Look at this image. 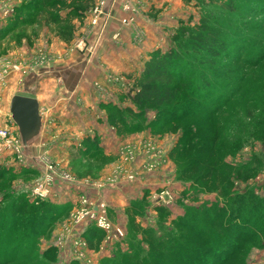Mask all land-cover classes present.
<instances>
[{"label":"rangeland","instance_id":"obj_1","mask_svg":"<svg viewBox=\"0 0 264 264\" xmlns=\"http://www.w3.org/2000/svg\"><path fill=\"white\" fill-rule=\"evenodd\" d=\"M231 1L233 10L225 7ZM31 2L33 0H0V128H7L12 132L14 143L18 140L19 132L11 119L12 97L30 94L33 89L38 91L42 78L55 77L47 72L52 65L58 66L54 65L58 61L77 57L81 50L86 49L88 33L99 28L102 35L109 28L113 17L107 7V1H97L85 11L83 19L79 20V27L73 22L75 29L71 39L66 41L58 32L61 25H66L65 22L48 23L45 10H34L33 4L28 6ZM175 2L178 6H175L176 16L173 20L169 17L173 12H168L170 10L167 5L148 11L141 2L128 0L124 3L123 11L126 16L123 19L132 18L133 21L123 23L122 19L121 22L123 25L134 26V44H142L147 39V33L137 29V14L150 12L154 15V11L157 14L165 12L164 16L168 18L160 23L150 22V26L158 27V34L155 45L146 55L147 58L138 55L139 57L134 59L138 62L128 70H104L103 78L96 80L94 86L99 99L95 106H98V114L94 116L91 112L93 117L83 118L88 127L86 126V132L75 135L74 139L77 138L78 143L77 146L73 145L75 148L69 150L68 163L65 161L63 165L58 161L62 159L60 146L64 135H61L60 131H55L53 135L58 141V149L53 147L52 151H47L45 155L42 153V159L37 155L36 158H31L22 150H16L14 146L0 148V234L3 233L4 227L1 225V218L8 214L9 204L15 197L23 196L30 205L49 202L55 206L52 213L48 212L44 216L46 223L54 221L48 230L43 226L37 230L39 234L31 235L29 227L24 225L20 229L15 228L10 236L4 235L5 238L0 240V264H4L9 258L16 260L13 264H118L121 257L133 254V248L139 247L140 242L144 240L143 231L153 230L158 237L168 235V232L175 228L173 221L185 216L189 207L206 205L227 209L233 203L231 197L235 196L246 197L243 205L250 207H257L258 199L264 200V96L254 97L251 93L243 92L247 86L250 88V85L246 86L242 82L245 79V71L250 70L247 66L245 68L244 64L240 63L233 68L234 64L231 65L232 71L229 69L226 74L230 79L218 78L220 88L217 87V92L211 96L209 94L206 98L208 111L220 107L223 109L213 116V119L218 120L216 131H211L207 123L203 125L202 134L204 136L205 133H211V141L208 139V143H205L196 140L198 135L191 136L187 141L192 144L193 140H196V143L201 142L197 144V148L202 145L209 147L207 152L211 154L207 164L198 167L196 173L187 169L189 163L193 162L194 144L187 153L179 151V148L183 147L181 143H184V131L188 133L189 128L198 126L199 116L181 121L173 120L170 116L171 113L176 117L187 109L202 108L201 105L197 107L198 100L195 96L186 98L184 94L194 89V78L200 73L209 75V70H202L206 68L198 63L196 56L192 52L188 53L189 37L203 21L207 20L211 26L221 29L228 42L242 45L239 49L231 45L230 49L243 58V61H255L258 54L253 53L254 49L245 46L244 38L237 33V28L244 29L246 36L253 37L258 32L247 30L248 23L243 21L256 24L261 19L251 13L250 0ZM101 3L105 15L94 25L92 12L96 5ZM126 7L129 9H125ZM58 15L68 19L65 9H61ZM104 21L106 25L102 29ZM84 24L85 39L82 38V32L77 33ZM61 41L69 44V49L61 54L62 56L51 49ZM177 41L186 45L182 48L183 52L181 51L184 57L181 63L185 66L189 81L183 83H189L190 86L163 106L167 119L171 120L163 127L160 120L155 121L156 112L142 111L131 101V95L140 80L145 61L156 50L166 52L172 47H177ZM240 49H243V52L240 53ZM75 60L78 59L74 58ZM225 63L223 60L219 65ZM61 66L63 67L62 64L58 67ZM73 73L70 75L72 80L78 76L82 77L78 70ZM241 87L245 88L236 95ZM260 91L264 94V89ZM212 99L216 100L214 104ZM46 114L44 131L49 129L51 118L53 119H47L50 116L49 110H46ZM57 116L59 121L62 120ZM76 117L66 119L68 126H83L81 119ZM88 128L91 131H88ZM96 128L101 132L98 133ZM214 136L217 137L215 142ZM86 138H90V143L95 141L96 144L86 145ZM40 141L41 139L35 144ZM213 157L219 161L214 172L208 173L206 168L210 166ZM66 173L75 181H64L62 178ZM48 176L54 179L48 186L51 193L44 198L38 196L35 189L39 184L44 187ZM123 191L132 195L131 202L125 213L116 214L104 194ZM137 193L139 198H136ZM83 194L91 198L96 211L100 205L106 207L113 225L112 232L97 228L92 221L78 219L81 214L78 199ZM248 197L252 202L247 201ZM68 206L70 208L66 213L61 214L63 207ZM129 208L132 213H128ZM25 217L26 215L22 219ZM8 219V223L13 222L9 217ZM130 221H134L135 226L139 228H134ZM92 228H96V233L100 236L90 238ZM80 236L86 241L84 247L77 245ZM143 244L147 249L146 243H142V246ZM248 249L247 264H264L263 238L256 240Z\"/></svg>","mask_w":264,"mask_h":264},{"label":"trees","instance_id":"obj_2","mask_svg":"<svg viewBox=\"0 0 264 264\" xmlns=\"http://www.w3.org/2000/svg\"><path fill=\"white\" fill-rule=\"evenodd\" d=\"M33 2L29 3L28 6L31 7L33 4L35 6L34 10L38 8L41 9V12L45 10L48 23L56 24L58 22L63 24L65 22L66 25L62 26L60 24L61 28L58 32L66 41L71 39L75 29L73 19L83 18L85 11L92 5V0H33ZM250 3L251 13H255L257 17H260L261 21H255L256 24L248 21L243 22L248 23L249 28L247 27V30L250 29L258 33L253 37L246 36L244 29L240 28H237V33L244 38L243 43L245 46L254 49L253 53L258 54V59L255 61L254 59L243 61V58L238 56L233 49H230V46L235 43L228 42L224 38V32L211 26L207 20H204L195 32L190 33L188 47L190 52L188 53L192 52L196 56L198 63L206 68L202 70H209V75L200 73L195 77L194 82L196 85L194 89L190 93H185L184 97L195 96L198 100L197 107L201 105L203 109H187L176 117H174V113L170 114L174 118L173 120L179 121L188 117L199 116V125L189 128L188 133L184 131L185 134L182 137L184 143H181L183 147L179 148V151L182 150L187 153L194 144L192 148L194 149V151L192 150L193 162H190L187 167L189 171L193 170L196 173L198 167L207 164L211 155L207 152L209 147L202 145L197 148V144L203 141L208 143V139L212 140L211 133H205L204 136L202 134L205 123L211 131H216L218 127V120L213 119V116L223 108L208 111L209 104L206 101L209 94L211 96V94L217 92V87L220 88L221 83H219L218 78L230 79L226 75L229 69L232 71L230 66L234 64L233 68H236L237 64L243 63L245 68L247 66L250 69L245 71V79L242 80L246 86L250 85V88L247 86V89H244L243 92L251 93L254 97L263 98L262 96H264L263 91H260L264 89V0H250ZM225 7L233 10V2L227 3ZM61 9L67 11L69 20L58 15ZM41 12L39 11V13ZM259 35H261V38H259ZM177 42V47H172L166 52L156 50L145 61L140 80L136 84V88L133 89L134 94L131 95V101L142 111L154 110L157 114L155 121L159 122L160 120L163 127L171 121L167 119V115L164 113L165 110L162 109L163 106L169 101H173L175 96L184 93L186 88L190 86L189 83H183L189 81L185 74V66L183 67L181 63L184 58L182 48L186 45L182 41ZM234 46L239 49L242 45L237 44ZM241 52H243V49H240ZM223 60L226 63L219 65ZM243 88L245 87L237 90L236 95ZM214 102L216 100L212 99L213 104ZM204 111L206 112L204 113ZM109 112L111 111L109 110ZM215 134L217 133L215 132ZM194 135H198L196 140L201 142L196 143V140H193V144L191 142L187 143L188 139ZM213 138L215 142L217 137L214 136ZM85 144L91 145L96 144V142L90 143V138H86ZM210 161V166L206 168L208 173L214 172L216 163L219 160L213 157ZM245 198L231 197L233 203L227 209L217 206L206 207V205L187 208L185 216L173 221L175 228L171 229L168 235L158 237L153 230L143 231L144 240L140 242L139 247H132L133 254L121 257L118 264H247L248 247L256 240L264 239V200L258 199L257 207H250L249 205H243ZM247 201L250 203L252 199L248 197ZM53 208L55 206L49 202L30 205L23 196L15 197L9 204L8 214L1 218V225H4V227H2L3 233L0 234V240L5 238L4 235L10 236L15 228L20 229L24 225L29 227L31 235H37V230L43 226L47 227L48 230L53 226L54 221L46 223L44 216L48 212L52 213ZM69 208L70 206L63 207L61 214L66 213ZM128 213H132L130 208ZM243 213L244 215H242ZM24 215L26 217L22 219ZM8 217L13 220L12 223H8ZM130 224L134 228H139L135 226L134 221H130ZM95 235L100 236L99 233H96V228H92L90 238ZM90 238L88 237V239ZM144 242L148 250L144 247V244L142 246ZM52 254L55 255L54 252ZM15 261V259L9 258L3 263L13 264Z\"/></svg>","mask_w":264,"mask_h":264},{"label":"crops","instance_id":"obj_3","mask_svg":"<svg viewBox=\"0 0 264 264\" xmlns=\"http://www.w3.org/2000/svg\"><path fill=\"white\" fill-rule=\"evenodd\" d=\"M97 1L99 0H92V4L96 3ZM106 1L108 9L113 15L107 31H104L101 35V31L98 28L88 33V38L85 45L86 49L82 48V53L79 52L77 57L73 56L70 57L67 61H58L57 64H54L58 66L62 64L63 67L52 65V67L47 70V72L48 74L55 77L51 78L49 76L50 78H42L38 91L33 89L32 93L24 95L34 97L38 100L40 104V114L43 117L41 134L36 140H34V142L30 146V148L32 149L30 154L34 157L37 155V157L42 159V153H44L45 155L47 151H52L53 147H55V149H58L56 147L58 141L57 139L53 138V135L55 131H60V134L64 135L62 136L63 139L60 146L62 151L60 155L62 159H59L58 161L63 165L65 161H67V163L69 162V150L75 148L73 145L76 144L75 146H77L78 143V139H74L75 135L78 133L81 134L83 132H86L85 129L88 127V123L84 124L85 121L83 120V118L91 116L92 113L94 114V116L98 114V106H95L97 100L99 99L98 91L94 86L96 80L103 78L104 70H123L126 68L128 70L129 68H131V65H135V63L138 62L134 60L135 58L137 59V57H139L138 55L147 58L146 55L150 48L155 45V40L157 38L156 35L158 34V27L155 28L154 26H150V22L152 21L153 23H160L163 22L166 17L168 18V16H164L165 12H160L157 14V12L154 11V15H151L150 12H147L146 14L140 12L139 14H137V29H142L143 31H145L147 33V39L142 44H137L136 42V44H134V26L123 25L121 22L122 19L126 16L123 11V5L128 0ZM131 1H135V3L141 2L144 7L148 8V11L151 8V11H153V9H159L167 5V9L170 10L168 12H173L171 15H169V17H172L171 19L173 20L174 16H176L174 13L176 11L175 6L178 5L175 4L177 3L175 2V0ZM79 20L80 18L73 19V22L77 24V27H79ZM85 27L86 26L84 24L81 30H78L77 32L78 34H80V32L83 33L82 38L85 37ZM117 45H121L122 47H118ZM51 49L55 53L63 55L64 52L69 49V44L61 41ZM90 53L91 55H89ZM74 58L78 60L74 61ZM77 70L79 71V75L80 73L82 74V77L78 76L77 78L72 80L70 75L73 72H77ZM58 75H60V77ZM34 84L37 85V83ZM90 107H92L93 109L91 110ZM46 110L50 111V116L47 117V119L50 117H53V119L51 118L49 129L47 131H44V117H46L47 115ZM57 115H59L63 121H59ZM71 117L80 118L83 126L78 128L68 126V120L66 119H69ZM92 125H94V127L96 126L93 122ZM95 130H98V133L101 132L99 128H96ZM88 131L91 130L88 128ZM50 138L52 141H50ZM40 139L41 141L39 142V144H35ZM138 193L136 194V198H139ZM104 196L109 200L111 206L113 207L112 209L114 212H116V214L125 213L126 208H128V205L130 204L132 198V195H128L126 191L120 193L116 192L114 194L107 193L104 194ZM68 198L70 199L71 196H68Z\"/></svg>","mask_w":264,"mask_h":264},{"label":"built area","instance_id":"obj_4","mask_svg":"<svg viewBox=\"0 0 264 264\" xmlns=\"http://www.w3.org/2000/svg\"><path fill=\"white\" fill-rule=\"evenodd\" d=\"M102 6L103 3L96 5V7L93 9L92 12V22L94 25L98 24V22L100 21V18L102 15H105V13L102 10ZM125 9H129V8H125ZM106 21V20H105ZM104 21V25L102 24V29L105 28V22ZM133 21V19H123V23H131ZM12 119V118H11ZM13 121V120H12ZM19 132V131H18ZM13 146L16 148V150L18 151H23L26 154H28L31 158H33L34 156L27 153L22 145L21 139H20V135H18V140H13V136H12V132L9 129H5V128H0V148H10ZM35 158V157H34ZM51 168V166H50ZM53 177L48 176L47 180L44 183V187L42 184H39L38 187H36L35 189V193H37L38 196L44 197L46 198L51 192H49V185L50 183L53 181ZM64 181H72L74 178H72L69 174H64L63 178ZM75 181V179L73 180ZM79 200V206H80V213L78 217V219H82L84 221H92L94 224H96L97 228L105 231V232H112L113 230V225L111 223V220L109 219V216L107 214V209L104 205H100L98 211H96V209L93 206V202L91 201V198L88 197V195L83 194L80 196ZM92 206V207H91ZM83 221V222H84ZM81 238L78 240L77 245L79 247H84L86 245V241L85 239H83L82 236H80Z\"/></svg>","mask_w":264,"mask_h":264},{"label":"water","instance_id":"obj_5","mask_svg":"<svg viewBox=\"0 0 264 264\" xmlns=\"http://www.w3.org/2000/svg\"><path fill=\"white\" fill-rule=\"evenodd\" d=\"M10 114L18 127L22 145L27 153L30 146L42 131L43 117L40 114V104L34 97L14 95L10 103Z\"/></svg>","mask_w":264,"mask_h":264}]
</instances>
